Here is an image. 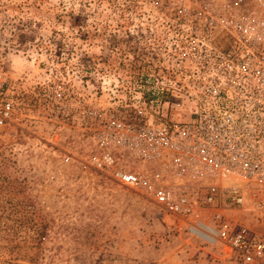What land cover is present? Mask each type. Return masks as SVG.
Returning a JSON list of instances; mask_svg holds the SVG:
<instances>
[{
	"label": "rangeland",
	"instance_id": "rangeland-1",
	"mask_svg": "<svg viewBox=\"0 0 264 264\" xmlns=\"http://www.w3.org/2000/svg\"><path fill=\"white\" fill-rule=\"evenodd\" d=\"M231 1L0 0V73L15 109L0 127V264H230L225 246L187 230L192 217L86 158L116 119L142 124L140 108L187 117L190 102L178 109L173 94L191 84L183 54L197 19L264 17L257 0L229 10Z\"/></svg>",
	"mask_w": 264,
	"mask_h": 264
},
{
	"label": "built area",
	"instance_id": "built-area-1",
	"mask_svg": "<svg viewBox=\"0 0 264 264\" xmlns=\"http://www.w3.org/2000/svg\"><path fill=\"white\" fill-rule=\"evenodd\" d=\"M195 28L183 54L191 84L173 94L178 109L190 102L187 117L157 120L140 108L142 124L116 119L95 134L86 161L165 212L192 217L187 230L202 245L225 246L230 264H264V17L210 15ZM14 112L0 73V127L11 128Z\"/></svg>",
	"mask_w": 264,
	"mask_h": 264
}]
</instances>
